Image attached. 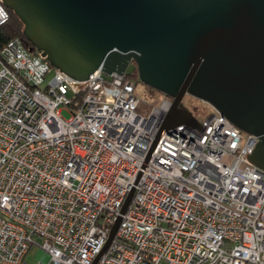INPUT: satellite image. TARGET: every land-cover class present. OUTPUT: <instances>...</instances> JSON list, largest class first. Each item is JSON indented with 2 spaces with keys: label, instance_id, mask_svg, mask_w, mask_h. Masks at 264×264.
Listing matches in <instances>:
<instances>
[{
  "label": "built area",
  "instance_id": "obj_1",
  "mask_svg": "<svg viewBox=\"0 0 264 264\" xmlns=\"http://www.w3.org/2000/svg\"><path fill=\"white\" fill-rule=\"evenodd\" d=\"M8 22L0 0V26ZM171 102L148 103L126 72L73 80L9 38L0 264H25L31 244L38 264H264V171L248 159L257 137L210 106L198 128L181 124L155 142Z\"/></svg>",
  "mask_w": 264,
  "mask_h": 264
},
{
  "label": "water",
  "instance_id": "obj_2",
  "mask_svg": "<svg viewBox=\"0 0 264 264\" xmlns=\"http://www.w3.org/2000/svg\"><path fill=\"white\" fill-rule=\"evenodd\" d=\"M1 2L22 23L28 49L73 80L100 67L122 75L134 62L143 84L172 99L155 142L181 124L200 126L182 103L188 94L257 137L248 159L264 171V0Z\"/></svg>",
  "mask_w": 264,
  "mask_h": 264
},
{
  "label": "rangeland",
  "instance_id": "obj_3",
  "mask_svg": "<svg viewBox=\"0 0 264 264\" xmlns=\"http://www.w3.org/2000/svg\"><path fill=\"white\" fill-rule=\"evenodd\" d=\"M136 68V65L134 62H130L129 65L126 68V74H128L129 79L132 80L136 84V91L140 96L146 97L147 102L150 104H157L163 97V94L159 92L157 95H150L149 88L145 84H143L139 79L138 76H132L134 73V69ZM52 75V71H50L47 74V77L49 78ZM68 96H71L70 93H68ZM182 103L184 106L194 115V117L197 120H201L203 118V115L208 113L210 111V106L208 103L195 98L191 95L186 94L183 99ZM61 115L65 118H68L70 116V113L66 110H62ZM34 240L39 243L40 239L37 236H34ZM39 256H41V252L36 244H31L27 253L25 254L23 258V262L25 264H38Z\"/></svg>",
  "mask_w": 264,
  "mask_h": 264
},
{
  "label": "trees",
  "instance_id": "obj_4",
  "mask_svg": "<svg viewBox=\"0 0 264 264\" xmlns=\"http://www.w3.org/2000/svg\"><path fill=\"white\" fill-rule=\"evenodd\" d=\"M6 8V7H5ZM6 10L9 13V22L6 23L5 25H1L0 26V49L3 47V45L7 42V40L13 36H19L24 40V36L22 34V30H23V25L20 22V20L12 13V11L8 8H6ZM132 76L137 77V69H134V73ZM127 77L129 78L128 74ZM150 92V95H157L159 92L148 87ZM145 101L147 100L146 97L141 96ZM80 97L78 96L76 99H79Z\"/></svg>",
  "mask_w": 264,
  "mask_h": 264
}]
</instances>
